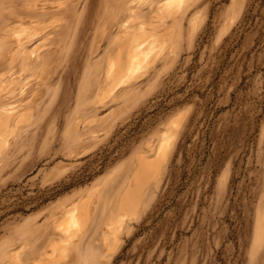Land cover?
<instances>
[{"label":"rangeland","instance_id":"1","mask_svg":"<svg viewBox=\"0 0 264 264\" xmlns=\"http://www.w3.org/2000/svg\"><path fill=\"white\" fill-rule=\"evenodd\" d=\"M165 1L0 0V112L14 116L0 138V264H264V0H186L172 15ZM130 7L135 21L111 20ZM129 27L165 32L166 47L111 94L105 64ZM177 116L156 173L131 189L137 213L108 230ZM68 213L70 240L57 228Z\"/></svg>","mask_w":264,"mask_h":264},{"label":"bare ground","instance_id":"2","mask_svg":"<svg viewBox=\"0 0 264 264\" xmlns=\"http://www.w3.org/2000/svg\"><path fill=\"white\" fill-rule=\"evenodd\" d=\"M184 3H186V0H166L162 4V6L164 7L163 11L165 13H169L172 15L174 14V12L178 11L179 9H182V6ZM65 6H66L65 4H59L57 9H63ZM39 9L40 8L38 7L27 8V10L30 12H39ZM124 14L128 16L127 21L133 22L135 21L136 18H138L139 10L134 7H130L126 10V12H122L119 9L113 15V18L111 20L113 22H118L123 18ZM160 15H159V18L162 17ZM123 24L125 25L126 23H123ZM46 27L51 28V25H47ZM125 27H127L128 29V26H125ZM146 30L147 29H145L144 31ZM39 31L40 30L37 27L34 28L30 34L28 35L26 34V38L23 37L22 33L24 32L15 33L14 34L15 41L19 44V46L24 47V44L27 41H30L31 38L36 37ZM137 31L130 29L129 27V30H126V31L124 30L125 33L123 34L122 32H120L121 34L117 33L115 37L113 38L114 39L113 42H111V48L114 50L115 54L113 58L108 57L106 64H105V71H104V77H105V80H107L109 83V91L111 92V94L115 92V90L118 87L132 80L139 73L147 69V67L161 55L160 53L166 47V38L162 36V34H164L165 32L163 33L162 31H160L162 33H159V36H157V34L156 35L149 34V33L145 34L144 31H143L144 34H139L140 32L138 33ZM163 31H166V30H163ZM101 58H102V55L95 61L94 67H95V70L98 72L101 70ZM11 61L13 65H18L21 67L22 70L20 73L25 71L26 68H24V63H27V61L22 60L21 58L16 59L15 57L12 58ZM107 86L106 88L108 89ZM11 113L0 112V138L9 134L8 132H6L5 129H6V126H8L9 123L13 120L14 116L12 117ZM175 118L171 120L170 122H168L166 125V129H164L161 132L160 134L161 138L160 140L158 139L159 143L155 149V155L149 156V155H145L144 152H142L143 155L139 158L138 163L135 166V169H133L134 171H132L133 182H130V181L127 182L126 192L122 195L119 201V204H118L119 213H117V216H113L109 220L106 221V227L108 230L115 231L123 224V221L126 217L127 218L131 217L132 215H135L137 213L139 202H138L137 196H135V194H131L132 192L135 193L133 190L131 192V189L133 188V185L137 186L138 184L146 181L148 178H150L151 176H153V174L156 173L158 166L154 162V159L160 158L161 156H163L166 148L169 145H172L176 137V134L181 126L180 118L178 119V116L176 119ZM147 148L149 147L147 146ZM111 175H112V172L105 178V180L103 179L104 180L103 183L100 184L99 186L103 187ZM82 207H83L82 210L84 211L86 209V203L82 204ZM78 226H79V220H77V218L73 215V213H68L67 215H65L61 220H59L57 224V228L61 232H63L65 236L69 235L67 237L69 240L71 239L70 234L72 233L73 228L78 227ZM263 236H264V224H261L257 230V241L261 242L263 239ZM59 246L60 244L55 243L51 246V249L54 251L56 248L59 249ZM61 250L62 249H59V251ZM53 251L49 252L47 250L46 253L48 256H52ZM53 264H57V263L54 262Z\"/></svg>","mask_w":264,"mask_h":264}]
</instances>
